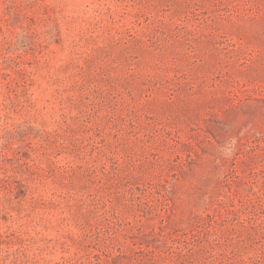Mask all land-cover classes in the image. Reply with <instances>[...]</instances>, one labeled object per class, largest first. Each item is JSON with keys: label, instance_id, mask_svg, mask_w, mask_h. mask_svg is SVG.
Listing matches in <instances>:
<instances>
[{"label": "rangeland", "instance_id": "1", "mask_svg": "<svg viewBox=\"0 0 264 264\" xmlns=\"http://www.w3.org/2000/svg\"><path fill=\"white\" fill-rule=\"evenodd\" d=\"M0 264H264V0H0Z\"/></svg>", "mask_w": 264, "mask_h": 264}]
</instances>
